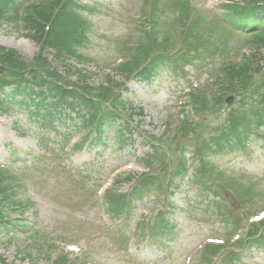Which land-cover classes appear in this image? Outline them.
Masks as SVG:
<instances>
[{
  "label": "rangeland",
  "instance_id": "obj_1",
  "mask_svg": "<svg viewBox=\"0 0 264 264\" xmlns=\"http://www.w3.org/2000/svg\"><path fill=\"white\" fill-rule=\"evenodd\" d=\"M31 1L34 0H14L17 5ZM76 1L93 10L81 11L87 24L82 45L77 49L80 59L58 58L52 51L44 55L58 72L55 76L70 88L91 97L107 88L106 96L118 97V114L124 120L130 116L123 142L115 128L108 127L94 143L89 142L95 136L91 134L82 149L75 150L73 145H78L85 135L74 114L53 115L51 124H47L33 114L34 106L12 104L6 111L0 109V167L15 164L18 179L25 180L23 189L16 190L17 198L20 203L30 204L23 215L16 209H6L8 216L23 221L25 226L0 236V259L7 264H53L57 257L66 255L76 264H198L199 248L209 239H227L231 231L232 225L217 217L216 211L241 219L239 235L246 232L250 217L264 211V127L248 138L244 148L225 147L206 157L208 164L216 165L237 184V189H241L238 185H248L253 195L250 199L234 194L232 199L223 202L227 208L217 210L215 203L221 200L212 192L214 186L208 183L210 191H202L203 185L193 181L192 167L184 177L172 179L166 188L168 177L177 170L178 164L185 160L190 166L192 162L191 143L196 138L192 132L183 137L186 131L176 138L179 147L171 142L165 144L166 151L174 155L172 172L152 167L149 176L154 178L145 179L150 185L141 191L129 215L108 213L103 196L114 187L121 194L128 192L134 181L145 173L141 160L151 153L146 138L154 136L163 142L169 141L176 128L179 131L183 115L199 122L198 115L186 106L183 89L193 84L200 86L213 78L211 75L220 74L218 70H224L228 63L257 62L263 66L264 50L255 55L253 47L225 24L221 5L237 0H186L196 13L205 17L204 45L196 53L184 47L187 53L184 60L174 64L182 67V71L176 68L168 71L162 66L163 70L149 84L126 81L116 66L119 59L130 55L127 50L133 49L141 38L140 32L133 29L140 0ZM165 1L161 0V4ZM159 9L167 13L163 5ZM169 18L161 17V24L154 30L166 28ZM178 28L179 25L169 32L174 35L176 50L180 47ZM25 34L26 31L6 23L0 25V45L15 51L29 65L39 50ZM159 37L163 41L162 34ZM235 104L233 99L230 106L223 104L203 111L199 145L202 140L220 134L228 109L235 108ZM114 124H120L119 120ZM198 166L194 160L193 168ZM126 177L132 179L115 185V181ZM158 211L165 213L170 232L161 240L154 239L147 231L143 237L139 236L140 231L134 230L135 224L144 217L151 220ZM67 245H75L79 252H68ZM236 264H264V251H244Z\"/></svg>",
  "mask_w": 264,
  "mask_h": 264
},
{
  "label": "trees",
  "instance_id": "obj_2",
  "mask_svg": "<svg viewBox=\"0 0 264 264\" xmlns=\"http://www.w3.org/2000/svg\"><path fill=\"white\" fill-rule=\"evenodd\" d=\"M157 7V3L152 2L148 14L143 12V15L151 21L153 26L158 27L160 23L156 21L161 19V15H163L164 12ZM76 8L77 5H75L72 0H41L39 3L33 4L25 9L23 16H21V22L23 23V28L28 31V36L41 46L42 52L45 50H52L57 57H77V48L82 45L81 41L84 39L83 32L85 30L86 20L76 12ZM223 8L227 12L224 15L225 21L233 26L232 29L237 30L243 35H248V43L254 46L256 50L264 49V0H239L237 3L224 5ZM3 13V6L0 3V22H5L7 24L17 22L16 14L2 20L1 17ZM183 14H186L185 20L187 21L190 18L189 10L185 8ZM198 23L199 22L191 23L183 32L182 37L190 43L198 42L203 45L205 42H203L202 33L196 26ZM238 25L242 27L238 29ZM192 28L194 29L193 31ZM157 33L158 30L154 31L152 35L150 34L151 40L149 36H145V43H149L148 48L139 47L135 49L137 53L135 54L134 62L126 63L120 67L119 70L123 74H126L127 78L134 75V77H137L139 80L148 81L155 74L156 70L159 68V62L163 61V58L154 55L149 64L146 65V68H143L140 72L139 59L143 57L146 58L150 48L161 47L158 46L160 42L158 41ZM193 34L194 36H200V39L196 38V41H194ZM164 45H162V47ZM165 49L166 48H163V51ZM47 64L46 61L39 57L33 65L27 66L22 58L18 57L14 52L6 51L0 47V89L11 85L14 88L13 91L5 95L3 99H13L16 97V94L21 95L24 99L30 95H34L38 101H40L38 106L43 104L46 107L52 108L61 107L63 105L71 108L76 105V103L81 102L88 116L87 120L82 118L83 123L85 125H87V122L94 123L96 114H98L101 108V104L109 100V97L106 96L109 90L107 88H102L101 92L97 91V93L93 94L91 97L87 93L81 92L76 88L57 85L56 83H52V80L47 82L48 76L51 79H57V76L50 75L51 73ZM255 64L253 62H247V65L240 64L238 66H231L227 73L228 79L231 80L228 89L230 92H239V97L241 99L245 98V94L247 93L251 100L255 98L259 99V104L264 106V87L260 88L251 74V71L254 69L252 65ZM34 88H39V90H34ZM46 93L54 97L55 103L52 102V104L48 105V102L45 100L47 98ZM0 101L2 100L0 99ZM216 101L218 102L219 100L216 99ZM116 103L117 99H113L111 107H114ZM207 103L208 100L203 97L198 101V104L201 106H203V104L207 105ZM110 114H112V111ZM227 117L226 125L231 135H227L228 137L221 142L215 140L214 147L208 143L209 149L215 148L221 150L224 149L225 146L232 148L236 145H244L247 139V133L251 131V128L244 125L245 122H243V120L241 122L240 114H236V117L234 114H230ZM108 118H110L109 113L107 115L101 113L96 122L97 126L102 127L103 125H107L109 122ZM8 177L5 172L0 171V228L5 231H10L12 222H3L2 220L4 217L1 211L5 206L14 204L13 196L6 195L8 184L11 181L10 176ZM124 201L125 199L113 203L111 199H109L110 204L116 210H120V208L123 207ZM257 233L258 228H256V225H252L248 232V236L255 237ZM259 237L261 238L259 242L264 243V233H261ZM249 243L251 244V242L242 240L235 246L239 249L245 247ZM205 254L206 258L203 260L202 264H209L217 254L221 256L219 261L224 264H232L234 261L232 257H236L233 252H222V247L216 246H208L205 250Z\"/></svg>",
  "mask_w": 264,
  "mask_h": 264
}]
</instances>
